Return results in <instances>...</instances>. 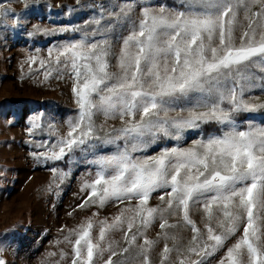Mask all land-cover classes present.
Returning <instances> with one entry per match:
<instances>
[{"label":"snow or ice","instance_id":"snow-or-ice-1","mask_svg":"<svg viewBox=\"0 0 264 264\" xmlns=\"http://www.w3.org/2000/svg\"><path fill=\"white\" fill-rule=\"evenodd\" d=\"M24 5L30 7L29 0ZM87 7L93 15L82 25L33 24L27 32L29 37L73 33L79 38L54 42L46 57L39 48L24 57L29 73L38 62L44 80L54 73L62 79L67 71L76 106L64 122V134L33 113L25 143L36 149L29 155L37 166L67 157L69 166L76 162L95 169L94 176L84 174L93 178L81 183L87 195L77 208L104 207L112 200L136 203L122 206L111 220H96L93 212L66 229L71 264H96L105 253L104 264H152L150 253L161 238L160 264H168L172 252L179 264H207L221 251L217 264H264V122L240 119L241 113L264 109V101L248 95L264 92V0H179L171 7L151 0H95ZM18 16L11 3L0 4V25L18 26ZM113 39L121 41L116 71L110 70ZM97 114L105 120L119 117L121 124L98 129ZM207 125L219 131L181 146L186 130ZM40 131L49 139L33 141ZM171 141V147L146 154ZM48 170V191L71 175L57 166ZM157 190L162 203L150 206ZM196 204L202 226L191 217ZM169 216L177 219L169 223ZM157 219L161 232L154 240L146 231ZM181 226L191 230L186 243L169 232ZM117 230L123 247L109 239ZM65 255L61 250L62 259ZM0 264L7 261L0 257Z\"/></svg>","mask_w":264,"mask_h":264},{"label":"rangeland","instance_id":"rangeland-1","mask_svg":"<svg viewBox=\"0 0 264 264\" xmlns=\"http://www.w3.org/2000/svg\"><path fill=\"white\" fill-rule=\"evenodd\" d=\"M166 1L179 2V0H151V3L159 5ZM94 2L95 0H79L77 4V0H39L36 3L29 0L30 7L26 9L24 0H0V4L11 3L12 8L19 14L18 18L21 22L15 27L10 23L7 27L0 25V249H2L0 257L5 259L7 264H55L56 261H59V264H71V244L63 239L68 234L66 229L75 228L86 217L92 216L93 212L97 213L96 220L103 218L111 220L122 206L136 203L135 200H124L119 203L112 200L104 207L90 205L82 209L77 208L87 195V190L81 191L80 185L84 179L93 178L95 169L76 162L69 166L67 157L55 165L49 163L47 167L37 166V162L29 155L30 151L36 149H30L25 143L30 139L25 129L29 126L27 121L33 113L40 114V120L45 125L54 123L59 133L64 134L67 131L64 122L74 114L76 106L67 71L62 79H57V74L54 73L49 79L44 80V69L38 66V62L33 64V71L29 73L27 64L23 63L24 57L36 48L41 49L40 55L46 57L47 48L54 42L73 36L79 38V34L73 33L49 36L37 34L29 37L27 32L32 29L33 24L47 27L82 25L93 15V11L87 5ZM57 5L68 7L58 8ZM69 7L72 9L71 12ZM138 13L139 8L134 15ZM241 18H243L242 12ZM123 34L126 35L127 30ZM120 43V40L113 39L114 55L110 58L111 71L117 70L115 55L119 53ZM22 63L25 73L23 79H21ZM248 95L259 98L254 102L264 101V92L259 90H253ZM240 119H250L256 123L264 122V109L241 113ZM9 120L12 121L11 124H8ZM95 122L98 129L101 125L107 128L119 127L121 124L119 117L105 120L102 114H97ZM218 131L219 129H215L207 135ZM198 138H200L199 129L186 130L181 146H187ZM31 139L42 141L49 137L40 131ZM174 143L175 141L161 142L159 146H152L146 154L151 155L159 151L160 147H171ZM76 155L79 156V153ZM52 166L70 171L71 175L59 189L54 187L52 191H48L51 177L48 169ZM89 171L93 176L84 175ZM160 196L161 190L155 191L149 199V205L161 204ZM202 214L198 204L192 207L191 217L198 226H202L200 223ZM176 219L177 217H168L169 223ZM13 225L17 226L15 230L5 235V230L12 229ZM61 226H64V229ZM158 232H161V229L157 219L147 229L146 235L155 240ZM169 232L182 237L184 243L191 236L190 228L183 226L170 229ZM97 234L98 226L93 230V235ZM239 234L238 232L233 235L225 247L233 243ZM109 239L118 242L121 247L124 246L123 234L118 230L111 232ZM141 242L142 240H138V243ZM167 242L171 247L172 241L169 239ZM163 245L164 240L161 238L153 247L150 253L152 264H160ZM61 250L66 253L63 259L60 256ZM50 252L55 255L49 256ZM223 254V251L219 252L208 259L207 264H217ZM107 255L108 253H105L103 257H97L96 264H104ZM130 264H141V262L134 260L130 261ZM168 264H179L175 252L170 254Z\"/></svg>","mask_w":264,"mask_h":264},{"label":"trees","instance_id":"trees-1","mask_svg":"<svg viewBox=\"0 0 264 264\" xmlns=\"http://www.w3.org/2000/svg\"><path fill=\"white\" fill-rule=\"evenodd\" d=\"M178 3L179 2H176V1H170V2L166 1V4L171 5V6H176ZM215 129H218V127L216 125L203 126L201 129H199L200 130V136L201 135L206 136L207 133H209Z\"/></svg>","mask_w":264,"mask_h":264}]
</instances>
